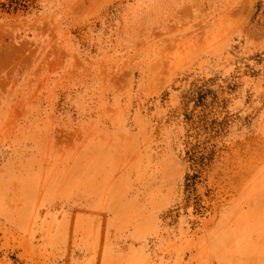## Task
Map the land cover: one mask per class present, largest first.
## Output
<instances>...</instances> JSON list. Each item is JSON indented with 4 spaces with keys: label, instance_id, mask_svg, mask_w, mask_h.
I'll list each match as a JSON object with an SVG mask.
<instances>
[{
    "label": "rangeland",
    "instance_id": "obj_1",
    "mask_svg": "<svg viewBox=\"0 0 264 264\" xmlns=\"http://www.w3.org/2000/svg\"><path fill=\"white\" fill-rule=\"evenodd\" d=\"M0 264H264V0H0Z\"/></svg>",
    "mask_w": 264,
    "mask_h": 264
}]
</instances>
